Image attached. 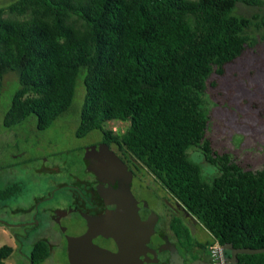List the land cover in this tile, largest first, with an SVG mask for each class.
<instances>
[{"label":"trees","instance_id":"16d2710c","mask_svg":"<svg viewBox=\"0 0 264 264\" xmlns=\"http://www.w3.org/2000/svg\"><path fill=\"white\" fill-rule=\"evenodd\" d=\"M238 3L264 0H13L0 6V84L15 72L18 87L2 117L9 128L35 117L44 129L69 106L78 77L83 101L76 136L97 129L101 141L136 170L145 168L210 240L264 248V163L241 166L206 137L203 92L208 79L256 43L264 15L233 14ZM108 120L126 121L121 132ZM215 168L204 178L188 149ZM90 185V184H89ZM20 182L0 186L16 197ZM94 197L99 200V197ZM182 239H196L178 223ZM41 238L28 264L42 262ZM0 246V264L11 253ZM264 264V253H237L234 263Z\"/></svg>","mask_w":264,"mask_h":264},{"label":"rangeland","instance_id":"374dc122","mask_svg":"<svg viewBox=\"0 0 264 264\" xmlns=\"http://www.w3.org/2000/svg\"><path fill=\"white\" fill-rule=\"evenodd\" d=\"M13 0H0L3 6ZM233 14L264 15L262 9L238 3ZM256 43L232 62L224 65L221 75L208 79L203 92L207 114L206 137L217 152H226L241 166L259 168L264 163V29L254 34ZM18 87L13 71L3 74L0 84V186L21 183V192L13 198L0 200V246L9 245L11 253L5 264H28L32 244L41 238L51 243L49 255L38 264H66L60 237L51 212L71 204L77 180L86 177L84 148L101 142V133L94 129L76 136L83 101V86L78 77L68 108L44 129H37L35 117L28 116L9 128L2 117ZM126 121L108 120L105 129L121 132ZM115 152L113 146L110 147ZM188 157L196 162L201 173L210 179L215 168L205 162L199 151L190 148ZM136 170L133 189L148 204H174L170 194L142 166ZM67 217V216H66ZM190 226L201 233L202 242L210 235L191 218ZM64 221V220H63ZM62 221V222H63Z\"/></svg>","mask_w":264,"mask_h":264},{"label":"water","instance_id":"95a60500","mask_svg":"<svg viewBox=\"0 0 264 264\" xmlns=\"http://www.w3.org/2000/svg\"><path fill=\"white\" fill-rule=\"evenodd\" d=\"M91 158L95 162L87 165L86 170L99 179L96 191L104 201L105 210L100 215H88L67 209L58 215L64 220L60 226L64 227L69 264H76L74 255L76 250L80 251L85 238H90L91 264H144L149 260L144 252V242L152 231L156 216L144 200L124 197L130 195L131 178L126 177V164L105 142L84 148L83 159ZM115 180L118 184L114 187ZM219 248L229 250L228 257L224 258L226 263H234L237 253H264V248L232 247L230 243L221 244ZM169 264L183 262L177 258ZM191 264L207 263L193 260Z\"/></svg>","mask_w":264,"mask_h":264},{"label":"flooded vegetation","instance_id":"af4514ba","mask_svg":"<svg viewBox=\"0 0 264 264\" xmlns=\"http://www.w3.org/2000/svg\"><path fill=\"white\" fill-rule=\"evenodd\" d=\"M83 160L85 167L87 165L90 166L95 162L94 158ZM122 161L126 164V168L128 170L126 177L131 178L129 182L130 195L124 197L128 198L129 196H133L137 200H144L136 195L132 186L133 181L136 179V169L128 162L124 160ZM135 167L137 170L139 169L138 166ZM77 182L79 185H76L73 189L74 193L71 197V204L61 210L51 212V218L56 223L60 237L63 238L64 241L63 248L66 255V264H69V260L67 258L66 239L63 231L64 227L60 226L63 217L58 215L67 209L74 210L76 212H83L88 215H100L105 210L104 201L96 191V185L100 183L99 179L91 171H87L86 177L77 180ZM117 184L118 183L115 180L112 183V186L115 187ZM94 192L95 195L99 197V200L94 197ZM146 204L155 214L156 220L152 225V231L148 234V237L144 242L146 248L144 252L149 256V260L145 261L144 264H169L170 261L177 258H181L183 264H191L193 260H200L207 264L226 263L224 258L228 257L229 250H220V245L209 239L202 242L198 241L195 238V235L201 233V231L193 225L190 226V224H192V217L177 202L174 204L161 203L158 204L157 207L152 206L147 202ZM178 223L183 224L189 230L191 235L196 239L197 244L189 245L183 241L182 233L176 230ZM78 227L80 230L82 229V225L79 224ZM192 228L197 230V234L191 231ZM89 239L90 238L84 239L83 244L79 249L80 251L76 250V255H74L76 264H91L89 260L92 259L90 256L92 252L88 244L90 242Z\"/></svg>","mask_w":264,"mask_h":264}]
</instances>
